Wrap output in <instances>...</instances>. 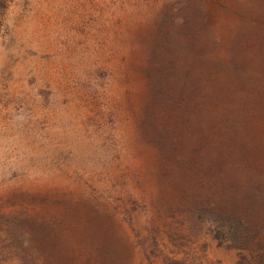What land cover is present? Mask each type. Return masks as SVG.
Listing matches in <instances>:
<instances>
[{"label":"rangeland","instance_id":"rangeland-1","mask_svg":"<svg viewBox=\"0 0 264 264\" xmlns=\"http://www.w3.org/2000/svg\"><path fill=\"white\" fill-rule=\"evenodd\" d=\"M187 1L215 57L264 12L260 0H0V203L90 202L123 237L125 264H264V215L253 219L262 232L249 248L217 235L157 182L136 131L128 76L148 70Z\"/></svg>","mask_w":264,"mask_h":264},{"label":"trees","instance_id":"trees-1","mask_svg":"<svg viewBox=\"0 0 264 264\" xmlns=\"http://www.w3.org/2000/svg\"><path fill=\"white\" fill-rule=\"evenodd\" d=\"M177 7L190 10L181 28L165 30L148 70L128 76L136 131L152 149L157 182L214 222L217 235L249 248L262 232L253 219L264 215V12L215 57L214 40L200 43L207 29L193 5ZM16 197L0 203V264H125V241L105 211Z\"/></svg>","mask_w":264,"mask_h":264}]
</instances>
